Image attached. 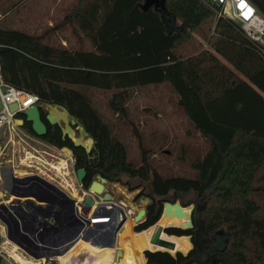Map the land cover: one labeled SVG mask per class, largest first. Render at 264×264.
<instances>
[{
    "label": "trees",
    "instance_id": "16d2710c",
    "mask_svg": "<svg viewBox=\"0 0 264 264\" xmlns=\"http://www.w3.org/2000/svg\"><path fill=\"white\" fill-rule=\"evenodd\" d=\"M249 1L264 14V0ZM207 2L79 0L51 30L74 27L90 45L84 50L55 46L46 41L47 33L8 28L0 20L5 81L37 94L44 104L64 106L95 144L90 154L75 146L44 112L46 135L37 136L27 122L26 130L53 147L69 148L76 170L86 171L82 185L87 190L98 176L107 182L126 175L150 183L146 216L134 233L158 224L171 193L207 198L202 222L200 207L193 203L192 229L165 230L169 236L191 237L192 249L186 254L146 251L147 264H264V53L235 23L218 19ZM163 84L177 94L192 131L208 143L190 163L193 176H164L133 123L142 152L141 163L132 162L127 146L86 93L113 92V113L128 118L129 103L139 90ZM105 250L101 264H111Z\"/></svg>",
    "mask_w": 264,
    "mask_h": 264
},
{
    "label": "rangeland",
    "instance_id": "374dc122",
    "mask_svg": "<svg viewBox=\"0 0 264 264\" xmlns=\"http://www.w3.org/2000/svg\"><path fill=\"white\" fill-rule=\"evenodd\" d=\"M19 1L21 0H0V19L4 18V26L25 30L32 34L40 35L47 33L46 41L55 46H63L70 50L90 49L89 43L72 26H67L58 31L51 30L56 25H61L65 21L69 14L76 8L79 0H26L18 9L16 8L13 12L6 15V17L1 15ZM86 93L91 98L93 105L114 129V132L125 143L128 149L129 159L132 162L135 164L141 163L142 151L140 148V140L135 135V127L131 123L141 132L140 138L143 147L151 149L155 153L153 156L154 165L164 176L189 177L194 175V172L190 168V163L205 153L208 148V143L197 136L192 129H189L186 133V127L188 125L185 126V129L182 128L184 121L187 120L177 105L178 97L171 86L166 84L139 90L136 93V97L129 103L128 118H120L113 113L110 107L113 92L91 89L87 90ZM49 107H47L48 110L45 111V114L50 112L52 105ZM76 126H78V129L74 130L75 135L72 138L73 140L81 137L82 126L79 124ZM64 127L65 124L62 123V128ZM81 138L83 139L84 145L87 146L90 136ZM39 150L47 151L51 155L40 156V159L33 158L32 161L26 160L22 165L19 159H17L15 163L16 168L27 170L26 167L28 164L31 166L30 171L35 173L42 172L46 176H51L53 180L61 183L76 198L82 196L79 193L80 186L82 185L78 183L75 164L70 161L69 156L59 155L50 148L39 147ZM9 159L10 157L0 159V164L3 169L13 165L8 162ZM95 181H98V179L96 178ZM105 187L108 189V194L112 196L113 203L122 206L128 215L126 225L116 236V240L119 243H117V248L127 250L121 245V243L127 242L123 241L119 235H123L128 231L130 233L136 232L134 231V227L139 223L136 224L134 218L138 216L141 210L146 209L149 204L146 195L151 192L150 183H145L139 179H132L124 175L120 182H108ZM81 188L82 190H87L83 186ZM142 193L146 194L142 197ZM102 197L103 194L95 196L96 202L102 201ZM206 199H199L195 193L187 195L171 193L169 196V202L180 203L181 205L183 203L184 208L190 209L192 206L195 207L193 203H197L200 207L199 222H202L207 217V213L205 212L207 208ZM106 205L113 207L110 203ZM92 214H94L93 210ZM88 234H90V231H88ZM165 234L167 233L165 232ZM2 241L3 239L0 237V244ZM103 248L107 249L109 256H111L110 252L114 254L117 251V249L115 251L101 246L98 248L99 250L97 249L100 255L102 252L101 249ZM6 257L8 256L6 255ZM60 257L58 258V262L62 264ZM3 260L4 264H10L5 259ZM90 260H92L91 257L88 261ZM10 261L12 260L10 259ZM79 262L78 259L77 263ZM139 263L141 264V261ZM115 264L118 263L116 262ZM132 264H135V262H132Z\"/></svg>",
    "mask_w": 264,
    "mask_h": 264
},
{
    "label": "built area",
    "instance_id": "2783aa9c",
    "mask_svg": "<svg viewBox=\"0 0 264 264\" xmlns=\"http://www.w3.org/2000/svg\"><path fill=\"white\" fill-rule=\"evenodd\" d=\"M209 6L214 10L218 19H225L235 23L244 35L252 42L258 45L262 53H264V14L257 9L249 0H208ZM13 105L17 106V111H12L11 107ZM34 105H41L43 112L45 113L47 107L50 105L42 103L40 97L37 94L19 89L9 83L4 79L2 73V65L0 63V159L5 157H10L9 161L13 165L8 170L14 171L16 173L15 163L19 159L20 164H24L26 160L32 161V159H40L44 155H51L47 151L39 150V147L50 148L59 155L64 156L62 149L53 147L46 142L42 141L37 136L32 135L26 130L24 124H21L19 115H24L25 111L30 109ZM50 108V107H49ZM53 106L51 107V109ZM51 111V110H50ZM50 113V112H49ZM70 161L75 164L76 159L74 155H71ZM56 157V156H53ZM27 169L31 166L27 164ZM3 168L0 164V171ZM28 175H25L26 177ZM17 178V177H16ZM28 179V178H26ZM14 180L15 186L20 189L26 188V184L29 180ZM32 181V180H31ZM32 188H38V185H34L30 182ZM23 186V187H20ZM29 186V185H28ZM0 195V223L2 219H7L12 217V212L9 210L10 202L4 198L9 192ZM6 206V207H4ZM66 209L62 212L65 215ZM66 221V220H65ZM76 227V225H75ZM74 225L68 222L64 224L61 229V234L63 236V242L67 243L75 235ZM76 229V228H75ZM75 232V233H74ZM7 252L0 247V256L4 259L8 258L7 261L10 264H22L15 258L10 256L6 257ZM24 256H18V258L23 259ZM10 259L12 261H10ZM39 263L45 260H37Z\"/></svg>",
    "mask_w": 264,
    "mask_h": 264
},
{
    "label": "water",
    "instance_id": "95a60500",
    "mask_svg": "<svg viewBox=\"0 0 264 264\" xmlns=\"http://www.w3.org/2000/svg\"><path fill=\"white\" fill-rule=\"evenodd\" d=\"M11 110L17 111V106L13 105L11 107ZM42 113H43L42 106L41 105H34L30 109L25 111V113H24L25 120L24 121L21 120V122H20L21 124H25V122L30 123L32 126L33 132L39 137H43L47 133V126L45 125V123L42 120ZM62 113L65 114L64 117L60 116V114H62ZM46 119L49 122V124L54 125V126L55 125L61 126L62 123H64L66 125L65 126V132H66L65 135L69 134V136L71 138H73L72 134L74 135V131L72 130L71 126L77 125L78 121L74 117L71 116L69 111L64 106H61V105L53 106L50 113H48L46 115ZM80 135H81V137H86L89 134L82 127ZM81 137H77L74 139L75 146L84 147L86 149V152L88 154H90L93 147H94V144H95L94 139L89 138L90 145L85 146L84 143L82 142ZM62 151L63 152H69L71 155H73L72 151L69 148L65 147L62 149ZM76 174H77L78 183L80 185H82L83 180L86 177V171L84 169L80 168V169L76 170ZM35 179L45 182L44 180H42L40 178H35ZM97 179H98V181H93L90 188L88 190H85L87 196L81 202L77 201V200H71L61 190H57V188H55L54 186L53 187L51 186L55 191H57L59 194H61L62 197H65L66 199H68L71 202L72 208L79 215L78 220L76 222V224L79 227H78L75 235L67 243H64L61 246V248L53 250L50 253H47V254L41 255V256H37L33 253H30L29 250H27V248H25L21 243L22 242L21 240L23 238L22 237L17 238L13 232L12 225L7 220L3 219V221L7 227V238L10 241H12L13 243L18 244L21 248H23L25 251H27L31 256L37 258V260H45V264H59L58 258L60 256H63L64 254H66L79 241L82 234L91 225H93L96 230L102 231V238H100V245L102 247H113L115 245L116 236H117L119 230L121 229V227L123 226L124 222L126 221L128 215L122 206H119V205H116L113 203V198L111 195L108 194V189L105 187V185L108 183L107 180L105 178H102L101 176H98ZM6 190H7V192H10L7 187H6ZM102 194H103L102 201L96 202L95 196H99ZM28 196H30V195H28ZM28 196H21V197H28ZM34 199L38 202L41 201V198L39 195H34ZM147 200L150 202L149 199H147ZM105 203H110L113 205V207L111 209L112 213L109 216H107L106 220L101 225H97L95 223V221L92 220L90 217L91 211L94 208V206L100 207L101 204H105ZM27 204L33 205V206L35 205V203H33V202H27ZM190 208H191L190 223L186 226V228L184 230L192 229L194 227L193 211H194L195 207L192 206ZM101 209H102V207H101ZM114 209H115V211H119L121 216H119L117 214V212H114L113 211ZM60 212H61V209L55 210V213H60ZM145 216H146V209H143L138 214V216L135 218L136 224L142 222L145 219ZM168 216H176L179 218H185L187 216V214H186L185 208L180 203L167 202L164 205L162 217H168ZM43 226H44V228H47V225L43 224ZM136 226L137 225H135V227ZM50 227L55 229L56 225L51 224ZM135 227H134V230H135ZM154 227H155V229H154V232H153V235L151 238V243L154 245L161 246L167 250H173L174 251L176 249V244L171 242V241L162 239V234L165 233L166 229L171 228V227L164 228V227L159 226L157 224ZM176 228L182 229L181 227H176ZM138 234H140V233H138ZM141 234H142V232H141ZM141 239L137 238V244H138L139 249L143 251V254L145 256V252L150 251V250L148 249L147 243L144 244V246L142 247ZM189 239L191 241V237H189ZM26 242L30 244L29 241H26ZM168 252H170V251H168ZM177 252H180V251H177ZM177 252H175V254ZM117 259H119V258H117ZM145 261L147 264V259Z\"/></svg>",
    "mask_w": 264,
    "mask_h": 264
},
{
    "label": "crops",
    "instance_id": "0c3cea01",
    "mask_svg": "<svg viewBox=\"0 0 264 264\" xmlns=\"http://www.w3.org/2000/svg\"><path fill=\"white\" fill-rule=\"evenodd\" d=\"M180 111L183 113L181 109ZM188 122H189L188 120L184 121L182 126V128L185 129V126L188 125L186 127V133L189 129H191V125ZM64 156L66 155L64 154ZM15 171L16 173L8 169H2L0 171V195L6 193L5 192L7 191L6 187L9 189L10 192L4 199L7 200V203L10 202L9 210L13 213L11 218H7L5 220H7L12 225L15 236L17 238H21V237L23 238L21 240L22 241L21 243L25 248H27V250H29L30 253H33L37 256H41L50 253L53 250L61 248V246L65 242L64 240H66V239L63 240L61 229L64 224H67L69 222L64 220V215L62 214L64 209L67 210V205L62 199L63 198L62 195L59 194L57 191H55L52 187L54 186L55 188H57V190H61L71 200H77L80 202L87 196L85 190H82L81 188L82 186H80L79 193L80 195L83 196V198H81L82 196L76 198L75 195L70 193V191L66 189L61 183L53 180L51 176H46V174L44 173L42 174V172L35 173L30 171L29 169L27 170L16 169ZM25 175L28 176L24 177ZM35 178H40L45 182L39 181ZM25 179L29 180L28 183L25 185L26 188L20 189L18 187L12 186V185L15 186L14 180L21 181ZM30 182L34 183L33 186L38 185L39 187L32 188L30 186L32 185L30 184ZM20 187L23 186L20 185ZM34 195H39L41 201L40 202L36 201L34 199ZM21 196H28V197H21ZM27 202H33L35 203V205L34 206L29 205L27 204ZM56 209H61V212L55 213ZM70 223L73 224L74 227L76 225L75 227L76 229L74 228L76 232L79 226L76 223H72V222ZM43 224L47 225V228H44ZM51 224L56 225V228L55 229L51 228L50 227ZM90 234H88V236L85 237L86 241L90 237H93L92 233ZM0 237L3 239V241L0 244V247H2L5 250V252H7L6 255L15 258L17 261L24 264L39 263L37 261V258L31 256L18 244L13 243L7 238V227L3 219H2V223H0ZM26 241H29L30 244L27 243ZM18 256H24L25 258L24 257L23 258L25 260L18 258ZM7 259L8 258H6L5 260L7 261ZM40 263L44 264L43 261Z\"/></svg>",
    "mask_w": 264,
    "mask_h": 264
},
{
    "label": "bare ground",
    "instance_id": "6f19581e",
    "mask_svg": "<svg viewBox=\"0 0 264 264\" xmlns=\"http://www.w3.org/2000/svg\"><path fill=\"white\" fill-rule=\"evenodd\" d=\"M65 114H60V116L64 117ZM72 137L74 135L72 134ZM83 142V139H82ZM90 145V142L89 144ZM66 156L68 155L70 158L72 157L69 152H64ZM112 207H99L95 210L96 216L93 218L95 223L97 225H101L112 213ZM114 212H117L119 216L120 212L113 210ZM187 216L185 218H179L176 216H168V217H162L161 220L158 222L157 225L162 226L164 228L168 227H181L182 229H185L186 226L190 223V214H191V208H185ZM92 213L90 214L91 217ZM109 218V217H108ZM92 219V217H91ZM134 222L136 223V219L134 218ZM127 219L124 222L123 226L119 230V232L122 230V228L126 225ZM88 227L86 231L82 234L79 241L68 251L66 254H64L62 257H60V260L62 264H101V255L97 252V249L101 247L100 245V238L101 236H98L99 230H96L94 227ZM93 229V231H92ZM155 227H152L148 229L147 231L142 232V234H136V233H124L123 235H119V237H122V240L132 244V245H138L137 244V238L141 239V245L142 247L144 244L147 243L148 249L150 251H170V253L175 254V252L180 251L182 253H188L189 250L192 248L191 241L189 237H177V236H169L168 234L163 233L162 239L171 241L176 244V249L173 250H167L161 246L154 245L151 243V238L153 235ZM88 231L90 233H93V237H90L87 241L86 238L88 235ZM91 235V234H90ZM98 236V237H97ZM87 242V243H86ZM90 242V243H89ZM118 241H115V245L113 247H107L108 249L115 250L117 249L116 253L110 252L111 257L113 258V261L111 264H115L116 262L118 264H132V262H135V264H140L139 261H141V264H146V258L143 254L142 250H125L124 248L118 249ZM106 248H103L102 252L106 251ZM99 250V249H98ZM91 257L92 260L88 261V259ZM119 258V259H117ZM79 259V263H77V260ZM24 264V263H22Z\"/></svg>",
    "mask_w": 264,
    "mask_h": 264
},
{
    "label": "flooded vegetation",
    "instance_id": "af4514ba",
    "mask_svg": "<svg viewBox=\"0 0 264 264\" xmlns=\"http://www.w3.org/2000/svg\"><path fill=\"white\" fill-rule=\"evenodd\" d=\"M66 126V125H65ZM61 127H62V125H61ZM71 128H72V130L74 131V130H77L78 129V126H71ZM65 127L63 128V135H64V137H68V138H70L73 142H74V140L69 136V134L68 135H65ZM74 135H75V131H74ZM75 157V156H74ZM76 159V158H75ZM76 169V168H75ZM83 186V185H82ZM84 187V186H83ZM63 199V201L65 202V204L67 205V210H66V213H65V215H64V220H66V221H69V222H72V223H76L77 222V220H78V217H79V215L75 212V210L72 208V204H71V202L68 200V199H66L65 197H63L62 198ZM107 203H105V204H101V206L100 207H108L107 205H106ZM97 208H99L98 206H94V208L92 209L93 211H94V214H92V220H93V218L96 216V212H95V210L97 209ZM102 235V231H100L99 230V233H98V236H101ZM97 236V237H98ZM70 251V250H69Z\"/></svg>",
    "mask_w": 264,
    "mask_h": 264
}]
</instances>
